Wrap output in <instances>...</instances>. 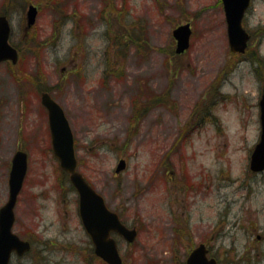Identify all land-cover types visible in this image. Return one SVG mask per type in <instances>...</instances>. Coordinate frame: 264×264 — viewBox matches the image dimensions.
I'll use <instances>...</instances> for the list:
<instances>
[{
	"label": "rangeland",
	"instance_id": "1",
	"mask_svg": "<svg viewBox=\"0 0 264 264\" xmlns=\"http://www.w3.org/2000/svg\"><path fill=\"white\" fill-rule=\"evenodd\" d=\"M29 4L39 8L30 31ZM0 12L22 53L18 66L0 65L1 174L18 149L29 155L15 231L36 245L19 263L99 264L87 257L77 196L51 150L46 89L70 120L80 171L139 230L131 248L121 244L127 264H171L176 247L183 259L211 236L216 182L220 263L264 264V242L245 233L264 232V172L250 170L262 130L264 0L246 16L253 40L244 56L230 50L219 0H0ZM188 22L191 47L177 55L173 30ZM122 158L127 168L116 174ZM187 172L206 187L184 208L175 181ZM8 196L0 177V207ZM176 212L191 213L192 236L174 245Z\"/></svg>",
	"mask_w": 264,
	"mask_h": 264
},
{
	"label": "water",
	"instance_id": "2",
	"mask_svg": "<svg viewBox=\"0 0 264 264\" xmlns=\"http://www.w3.org/2000/svg\"><path fill=\"white\" fill-rule=\"evenodd\" d=\"M227 24L228 38L231 51L244 53L248 46L249 34L244 29L242 21L251 0H222ZM38 10L34 5L29 7L28 26L35 24ZM11 27L6 16L0 15V63L6 60L18 61L17 50L9 44ZM173 35L177 40L176 52L184 53L190 47L192 36L191 24H183L177 27ZM43 104L49 110V122L53 138V148L56 157L60 160L61 167L71 177V181L77 188L80 198V217L87 233L92 237L96 246V254L109 264H123L117 245L110 238L111 232L120 233L129 242H133L137 236L136 230L127 229L119 220L117 214L110 211L104 198L97 193L77 171V159L75 154V141L69 121L63 108L48 94L43 95ZM261 139L256 145L251 156V169L255 172L264 170V94L260 101ZM27 154L19 151L13 160L10 186L11 195L8 203L0 211V264H9L12 252L20 255L31 247L29 242L22 241L12 232L15 222L14 209L17 197L22 189L23 181L27 173ZM126 168V162L120 161L116 172L120 173ZM204 246L196 249L190 256L188 264H215L205 257Z\"/></svg>",
	"mask_w": 264,
	"mask_h": 264
},
{
	"label": "flooded vegetation",
	"instance_id": "3",
	"mask_svg": "<svg viewBox=\"0 0 264 264\" xmlns=\"http://www.w3.org/2000/svg\"><path fill=\"white\" fill-rule=\"evenodd\" d=\"M250 34H251V41H252L253 40V33L250 32ZM43 93H49L56 101H58L56 99V97L54 96L53 92L44 89L41 94H43ZM45 111L48 114L47 109H45ZM52 152H53V150H52ZM12 160H13V157L11 159V162H8V168L6 169V171H4L5 175H2L1 174L2 172L0 171V177L4 178L5 182L8 181V187H9L10 172H11V167H12ZM185 176L183 177V179H181L183 181L178 180L176 178L175 173L171 177V179L174 181L176 178L175 182H181L180 190H182L183 193H185V196L187 198L186 199L187 201L184 199V202H182V207L184 206V208L188 207V203L190 202L189 201L190 198L195 199V198H199V196H205L204 190L206 187L204 180L197 181V178H199V176L191 175L188 172H187V174H185ZM68 186L70 187L69 184H68ZM213 188H214V197H215V218L216 219H215V224H214V228L212 230L211 236L205 235L204 238L201 239L197 244H195L190 249L185 251L183 259L179 258V255H178L179 249L176 247L177 246V244H176V246H175L176 248L174 250L173 256L170 258L171 264H187L190 254L200 245H204L205 250L207 252L206 253L207 259L215 260L216 264H217V262H218V264H221L220 259L217 257V182L213 184ZM73 191L75 192V194L77 193L75 189H73ZM8 198H9V196H8ZM76 200H77V198H76ZM185 201L187 202V204L185 203ZM171 214H172V218L170 220L171 228L169 230V233H170L169 235H170V239L172 236L173 244L175 245V243H178L184 239L188 242V240H190V238L192 236L191 228L189 225L191 222V219H192L191 213L190 212H183V213L176 212L175 214H173V213H171ZM16 220H17V218H16ZM16 223H15V225H16ZM252 229L253 230H251V231L249 230V228L245 229V233L254 237L256 242H264V232L259 233L256 228H252ZM167 231H168V229H167ZM15 233H17L22 240L30 242L32 248L29 252L25 253L22 256H20L16 252H14L12 254L10 264H24L23 262L22 263H19V262L24 261L26 259H31V255L35 249V245H36L35 240L36 239L35 238L33 239L30 236H25V234L19 233L17 231H15ZM112 236L117 241V243L119 244L120 247H121V244L126 243V241L123 239V237L119 236L118 234L113 233ZM127 245L129 248H131L133 244H127ZM87 252L89 254V255H87V257H88V259H90V261L95 262V263H99V264H107L105 261H103L101 258H99L95 254V246L93 245V242L90 238H89V246L87 247ZM121 256L123 258L124 264H127L126 259H125L126 258L125 255L123 253H121ZM43 259H47L49 262L48 258L43 257ZM50 263H51V261H50Z\"/></svg>",
	"mask_w": 264,
	"mask_h": 264
},
{
	"label": "trees",
	"instance_id": "4",
	"mask_svg": "<svg viewBox=\"0 0 264 264\" xmlns=\"http://www.w3.org/2000/svg\"><path fill=\"white\" fill-rule=\"evenodd\" d=\"M154 99H157V98H156V97H154ZM209 115H210V112H209ZM212 118H214V117H213V115H212Z\"/></svg>",
	"mask_w": 264,
	"mask_h": 264
}]
</instances>
